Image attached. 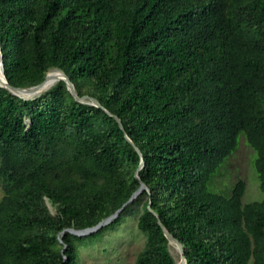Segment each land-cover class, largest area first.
Returning a JSON list of instances; mask_svg holds the SVG:
<instances>
[{
  "label": "trees",
  "instance_id": "1",
  "mask_svg": "<svg viewBox=\"0 0 264 264\" xmlns=\"http://www.w3.org/2000/svg\"><path fill=\"white\" fill-rule=\"evenodd\" d=\"M0 44L12 86L58 69L102 106L64 81L34 100L0 87V264H80L136 203L135 264H178L159 221L187 264H264V0H0ZM241 135L260 202H243L244 180L228 196L208 188ZM141 182L110 225L69 232L114 215Z\"/></svg>",
  "mask_w": 264,
  "mask_h": 264
},
{
  "label": "rangeland",
  "instance_id": "2",
  "mask_svg": "<svg viewBox=\"0 0 264 264\" xmlns=\"http://www.w3.org/2000/svg\"><path fill=\"white\" fill-rule=\"evenodd\" d=\"M256 158V152L249 146L245 136L241 135L237 151L215 175L208 188L228 196L236 182L244 180L247 189L243 202L262 201L263 193L255 168ZM2 197L0 181V200ZM141 212V203L133 204L124 213L119 226L104 232L92 244L81 247L80 264H135L138 253L145 245V236L137 227ZM170 251L175 258H179L174 246L170 247Z\"/></svg>",
  "mask_w": 264,
  "mask_h": 264
},
{
  "label": "water",
  "instance_id": "3",
  "mask_svg": "<svg viewBox=\"0 0 264 264\" xmlns=\"http://www.w3.org/2000/svg\"><path fill=\"white\" fill-rule=\"evenodd\" d=\"M0 71L2 73V76L0 75V87L8 90L11 94L18 96L24 100H34L35 98L40 97L43 93L47 92L49 89H51L58 82L64 81V82H66L69 91L72 93V95L74 96V98L77 102H81V103H85V104H89V105H93V106L102 108L101 104L94 98L79 97L77 92H76V88H75L74 84L71 82V80L69 79V77L63 71L58 70V69H54V70L48 72L45 80L39 85L29 87V88H17V87L12 86L8 82L6 75H5L4 56H3L1 44H0ZM54 75H56V76H54ZM54 77H56V78H54ZM108 114L111 115V113H109V112H108ZM117 121L119 122L122 130H124V126H123L121 120L119 118H117ZM126 138H127L128 142H130L134 146L136 151L139 152V154L141 155L142 161H141V165H140L139 169H142L145 165L144 157L142 156L139 148L135 145L133 140L127 135H126ZM136 178L140 180V176L138 173L136 174ZM146 188H147L146 185L143 182H141V187L139 188V190L137 192H135L133 194L131 199L126 204H124L123 207L121 209H119L114 215H112L108 219L102 221L98 225H96L92 228L85 229V230L70 229L69 232L75 236H78V237L90 236L94 233L99 232L101 229L110 225L112 222H114L116 219H118L120 217V215L122 214V212L125 210V208L127 206H129L131 203H133ZM149 210L154 215L158 216L157 213L151 208V204L149 206ZM159 225L163 228L165 235L169 238L170 245L174 246L179 252L180 260L178 261V264H187V260L185 258V247L181 244V242H179V240H177L168 231L167 228H165L162 225V223L160 221H159Z\"/></svg>",
  "mask_w": 264,
  "mask_h": 264
},
{
  "label": "bare ground",
  "instance_id": "4",
  "mask_svg": "<svg viewBox=\"0 0 264 264\" xmlns=\"http://www.w3.org/2000/svg\"><path fill=\"white\" fill-rule=\"evenodd\" d=\"M0 75L2 76V73H1V71H0ZM54 76H56V75H54ZM54 78H56V77H54Z\"/></svg>",
  "mask_w": 264,
  "mask_h": 264
}]
</instances>
